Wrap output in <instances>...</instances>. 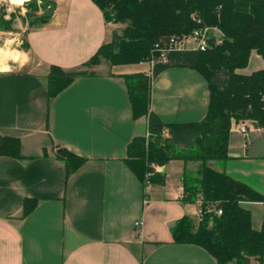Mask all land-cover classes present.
I'll use <instances>...</instances> for the list:
<instances>
[{
  "label": "crops",
  "instance_id": "obj_1",
  "mask_svg": "<svg viewBox=\"0 0 264 264\" xmlns=\"http://www.w3.org/2000/svg\"><path fill=\"white\" fill-rule=\"evenodd\" d=\"M51 3V18L26 27L24 47L13 46L16 39L0 46L10 49L7 59L0 54V67L9 69L0 72V135L20 139L23 156L0 157V264H218L199 246L174 243V224L200 216L198 203L182 201L184 163L153 167L166 184L146 186L124 161L132 140L150 135L148 118L134 119L124 78L149 75L153 66L110 65L49 100L50 67L82 68L116 27L91 0L36 2L39 11ZM253 61L245 75L263 68L255 51ZM209 104V84L193 69L169 68L152 82L150 112L163 123L201 122ZM251 137L245 145L234 125L229 159L210 166L264 193V128L252 129ZM54 145L84 164L68 177ZM27 199L38 204L24 217ZM253 205L262 213L253 224L260 230L263 206H243Z\"/></svg>",
  "mask_w": 264,
  "mask_h": 264
},
{
  "label": "trees",
  "instance_id": "obj_2",
  "mask_svg": "<svg viewBox=\"0 0 264 264\" xmlns=\"http://www.w3.org/2000/svg\"><path fill=\"white\" fill-rule=\"evenodd\" d=\"M91 1L103 12L107 22L126 27L121 38L102 46L82 68L66 71L52 65L47 77L49 100L75 79L94 74L91 67L102 59L111 66L149 62L157 45L164 48L172 39L182 40L198 29L220 32V44L212 33L205 51H171L166 54V63L153 64L151 74L124 78L134 119L146 116L150 134L162 131L167 135L166 140L160 136L134 138L124 161L146 186L166 184L165 177L155 172L154 165L184 163L182 201L198 203L200 216H185L174 224L171 228L174 243L199 246L218 264H251L253 259L262 263L264 215L261 229L256 230L251 211L243 205L261 203L264 206V193L213 169L210 163L229 159L233 122L248 121L255 128H264V66L250 75L238 73L247 68L252 52L264 60V0ZM34 3L32 0L26 5L33 7L31 13L39 10ZM176 67L197 71L209 84V109L201 122L166 124L150 112L152 82L165 70ZM54 147L58 148L56 157L65 162L68 177L84 164L85 159L60 146ZM0 157L23 159L20 139L0 135ZM188 164L198 166L196 170H188ZM37 204L36 200H25L23 216Z\"/></svg>",
  "mask_w": 264,
  "mask_h": 264
},
{
  "label": "rangeland",
  "instance_id": "obj_3",
  "mask_svg": "<svg viewBox=\"0 0 264 264\" xmlns=\"http://www.w3.org/2000/svg\"><path fill=\"white\" fill-rule=\"evenodd\" d=\"M36 2H37V0H35L34 6L37 7ZM31 10H33L32 6H30L29 8L26 5L17 6V5H12L9 0H0V32H3V34H0V46L8 44V40H12V39H16V41L12 43L13 46H18V47H24L25 46V40H24L25 29H26V27H29V25H30L29 21L27 20V16L29 14L39 12V10H38V11L31 13ZM114 24H116V27L113 28V31L110 34V37H109L107 44L114 43L115 40H118L119 38H121L122 31L126 27L125 24H121V23H114ZM211 33H213V35L216 36L217 40H220L221 34L219 31L212 30ZM185 38H187V37H185ZM185 38H182V40H184ZM176 40H179V39H176ZM170 44H171V42L169 43V45H167L165 43V46L163 49H153L151 52V60L149 62L147 61L145 63H148L151 66H153V64L162 63L163 62L162 61V55L166 53V51H167L166 49L170 47ZM2 48H4V46ZM7 50H10V49H0V54H1V56L3 55L2 57L4 59H7V57H8V54L6 53ZM110 65H111L110 63H108L102 59L99 64L91 67L90 71L92 73H95V74H105L109 71ZM248 65H249V67L247 66V68H248V71H250L252 69V67H254V61ZM247 68L238 70V73H240V71H241V73H243V74H249L248 72H242L244 70L246 71ZM252 70H254V69H252ZM243 125L247 126L246 128L248 130V135H249L250 139H246V136H244L240 132V129ZM232 127L233 126L231 125V129H232ZM254 128L255 127H253L252 124L248 121L246 123H244V122L236 123V133L241 136V139L245 145H250V143L252 142L251 131ZM158 136H160L163 140L167 139L166 133H164L162 131L160 133H157V134H150L147 137L152 139V138H156ZM219 165H222V162H219ZM157 166L158 165H154V167H157ZM148 177L149 176H147V178ZM254 185L258 186L256 184H254ZM248 204H261V203H248ZM262 206H263V204H261V207ZM258 207L259 206H256V205H253L251 207L248 206L247 208L245 207L246 209L249 208L252 211V213H253L252 219H253V224L255 227L258 226L259 220L262 218V213H261V217H259V211H258L259 208ZM262 208L264 209V206ZM253 261H255V260L253 259L252 262Z\"/></svg>",
  "mask_w": 264,
  "mask_h": 264
},
{
  "label": "built area",
  "instance_id": "obj_4",
  "mask_svg": "<svg viewBox=\"0 0 264 264\" xmlns=\"http://www.w3.org/2000/svg\"><path fill=\"white\" fill-rule=\"evenodd\" d=\"M211 29H198L195 30L189 37L184 40L172 39L170 42V47L167 48L166 53L162 55V61L166 63V54L171 51H205L209 47L210 39L212 36ZM216 43L220 44L221 41L216 39ZM157 49L160 48L157 45ZM236 125L235 122L232 123V126ZM246 125H243L240 129V132L246 136V139H249L248 130ZM218 215H221V211H218Z\"/></svg>",
  "mask_w": 264,
  "mask_h": 264
},
{
  "label": "water",
  "instance_id": "obj_5",
  "mask_svg": "<svg viewBox=\"0 0 264 264\" xmlns=\"http://www.w3.org/2000/svg\"><path fill=\"white\" fill-rule=\"evenodd\" d=\"M55 9H56V5L54 3H51V5L46 10L29 14L27 16V19L31 24H34L36 21L42 19H49L53 16Z\"/></svg>",
  "mask_w": 264,
  "mask_h": 264
},
{
  "label": "clouds",
  "instance_id": "obj_6",
  "mask_svg": "<svg viewBox=\"0 0 264 264\" xmlns=\"http://www.w3.org/2000/svg\"><path fill=\"white\" fill-rule=\"evenodd\" d=\"M23 0H12V3H22ZM9 71L6 67H0V72Z\"/></svg>",
  "mask_w": 264,
  "mask_h": 264
},
{
  "label": "bare ground",
  "instance_id": "obj_7",
  "mask_svg": "<svg viewBox=\"0 0 264 264\" xmlns=\"http://www.w3.org/2000/svg\"><path fill=\"white\" fill-rule=\"evenodd\" d=\"M10 1V3L12 4V5H17V6H20V5H23L24 4V2L26 1V0H23V2L22 3H12V0H9Z\"/></svg>",
  "mask_w": 264,
  "mask_h": 264
}]
</instances>
